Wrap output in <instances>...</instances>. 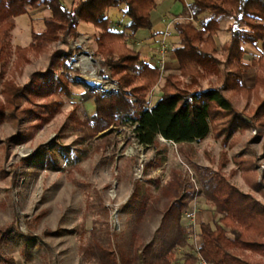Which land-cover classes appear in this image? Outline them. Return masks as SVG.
Returning <instances> with one entry per match:
<instances>
[{
	"label": "trees",
	"instance_id": "trees-1",
	"mask_svg": "<svg viewBox=\"0 0 264 264\" xmlns=\"http://www.w3.org/2000/svg\"><path fill=\"white\" fill-rule=\"evenodd\" d=\"M158 1L78 0L69 8L63 0H0V78L12 53L15 52L16 67H20L30 60L31 55L45 53L59 39L66 40L68 35L77 37V26L83 21L100 30L95 38L94 54L102 56L104 65L112 69L113 77L127 90L126 94L136 97L129 100L120 94L102 95L85 88L81 99L83 102L93 99L94 113L91 118L80 121L75 112L77 105L72 111L78 120L77 131L84 141L93 142L104 133L98 142L110 146L114 141L108 129H120L129 124L134 126L131 138L135 137L144 146H156L162 143L161 138L176 143L177 152L187 164L193 162V143L211 132L215 138L222 137L226 144L234 142L235 132L248 129L253 117L264 126V0H191L176 15L174 23L179 44L172 53L179 64L178 71L165 76L157 64L146 60L142 52L128 42L138 30L153 29L152 12ZM122 4L126 9L121 11L129 17V22H124L125 30L118 31L111 28L114 21L106 11ZM29 5L46 6L51 15L42 31H31V42L27 46L17 45L13 51L11 34L16 27V18L27 14ZM223 19H231L227 27L231 38L219 49L216 36ZM246 45L259 48V56L253 58L251 64L244 61ZM251 66L256 67L253 87L244 83L246 70ZM63 67L71 71L66 62ZM215 77L221 81L220 85L201 88L203 81L211 83ZM43 79L39 92L57 98L55 102L46 103L44 110H39V114L46 118L48 112L53 115L64 102L62 96L71 97L73 91L69 87L70 74L60 75L55 80L46 75ZM161 79L164 83L159 87V98L151 108L142 106ZM2 89L8 103L15 108L18 95L24 89L15 87L8 78L2 81ZM225 89L245 99H256L254 116L248 118L239 112L224 94ZM163 145L167 149V145ZM235 160L245 182L252 190L264 195V182L259 180L255 163ZM226 163L223 152L217 170L195 165V182L173 168L170 178L160 185L159 195L144 190L140 179H136L132 194L136 199L141 197L137 208L140 215L149 210L162 213L161 198L169 201L162 216L164 231L160 251L152 255L154 243L138 239L135 251L127 253L123 247H111L96 236L85 250L87 258L93 259L94 264H174V250L187 247L190 250L184 254L181 264H198V254L207 264H264V203L253 193L243 192L227 180L221 172ZM236 172L237 169L231 171L232 174ZM196 194L203 196L214 210L211 221L199 223L198 249L189 242L193 229L182 222V214L191 208ZM173 210L176 215L171 232L167 223ZM9 229L0 227V239ZM23 239L27 242L30 235H23ZM24 249L27 250V243ZM0 264L17 263L14 258L2 260L0 257Z\"/></svg>",
	"mask_w": 264,
	"mask_h": 264
},
{
	"label": "rangeland",
	"instance_id": "rangeland-1",
	"mask_svg": "<svg viewBox=\"0 0 264 264\" xmlns=\"http://www.w3.org/2000/svg\"><path fill=\"white\" fill-rule=\"evenodd\" d=\"M72 8L78 0H63ZM121 9L126 5L112 7L106 11L113 20L111 28L125 30L124 22L129 17ZM46 6H28V13L16 18V27L11 34V50L17 45L27 46L31 42V31H42L45 21L50 17ZM175 14L167 13L164 22L156 25L158 31H163L176 22ZM172 21V24H169ZM231 19L221 21L220 32L217 33L218 48L230 38L226 27ZM77 37L68 35L52 43L45 53L31 55L30 60L22 66L15 65V52L6 61L0 78V227H10L8 233L0 239V257L14 258L17 264H94L88 259L86 248L92 244L94 237H101L114 247L121 246L127 253H132L139 239L144 243H154L153 254L162 247L161 236L162 216L167 210L169 201L161 198L159 202L162 213L149 210L140 215V198L133 197L136 179H140L144 190L159 195L160 185L171 175L173 168L182 171L196 181L195 165L208 166L212 170L219 169V160L225 152L227 163L221 169L227 180L238 189L254 193L242 177V170L235 159L252 161L256 165L259 180L264 182V126L260 125L254 116L256 99H245L240 94L224 90L235 108L253 117L250 127L242 132H235L234 142L224 144L222 137L215 138L211 132L200 141H195L193 164L182 160L176 150V143L160 139L162 143L156 146H144L135 137L131 138L134 128L126 125L120 129H108L113 144L110 146L98 142L104 135L100 133L93 142L84 141L77 131L76 114L80 121L91 118L95 111L93 99L83 102L81 94L85 88L102 95L120 94L129 100H135L133 95H127V90L113 77L112 69L104 65L102 56L94 54L95 38L99 31L91 23L80 21L77 26ZM160 33V32H159ZM158 34V33H156ZM156 40V41H155ZM146 46L148 51L158 54L159 36ZM179 44L178 33L174 28L173 37L169 40L168 53ZM136 48V43L129 42ZM78 46L81 49L78 50ZM247 47V46H246ZM260 47V44H259ZM96 58L93 61L89 54ZM146 50V49H145ZM259 48L247 47L244 61L251 64L252 59L259 56ZM145 51H143L144 53ZM71 54L68 58L67 55ZM89 60L95 68V78L104 87L91 89L81 80L83 75L91 74V68L83 69V63ZM171 61H174L171 57ZM167 61V58H166ZM67 63L71 71L63 67ZM173 65L161 72L162 76L176 73ZM70 74L69 87L73 91L71 97L63 95V101L56 111L46 114L43 118L39 110L45 109L46 103L57 100L46 97L39 92L47 75L55 80L60 75ZM8 78L15 87L23 88L18 95L15 108L11 106L6 93L2 89V81ZM64 79V78H63ZM214 82L203 81L202 89L220 85L218 78ZM256 67L246 70L244 83L250 87L255 85ZM73 81V82H71ZM153 88L146 102L152 104L160 96L159 87ZM115 90H112L114 89ZM108 90V91H107ZM264 96V93H262ZM167 145V149L163 144ZM237 169L236 173H231ZM158 179V180H157ZM198 213L206 212L213 215V208L203 196L195 195L191 208L182 214V222L190 225L187 215L192 209ZM175 212H171L167 223L169 230L174 229ZM17 221V223L15 222ZM16 223V224H15ZM15 226V228H13ZM17 227V228H16ZM197 231V228H196ZM198 232V231H197ZM30 235L26 242L23 235ZM193 247V235L189 238ZM27 243V250L24 249ZM190 248H176L173 263L181 264L184 254Z\"/></svg>",
	"mask_w": 264,
	"mask_h": 264
},
{
	"label": "crops",
	"instance_id": "crops-1",
	"mask_svg": "<svg viewBox=\"0 0 264 264\" xmlns=\"http://www.w3.org/2000/svg\"><path fill=\"white\" fill-rule=\"evenodd\" d=\"M190 2H191V0H159L156 9L152 12V21H153V24H154L153 29L152 30H146V29L138 30L134 35L129 37L128 42H130V41L133 42L134 41L136 43V45H135L136 48L142 52V56L146 60L157 64L158 63V59H157L158 55L154 53L153 49L151 51H148L147 48H146V46L149 45L150 42H152L151 40H155L158 36H159V39H160L162 32L166 29V26H165L163 31H161V30L158 31L156 29V25L161 24V23H165L164 22V18H165L167 13L169 14V12L175 14V16L179 15L181 13V11L183 10V7L185 5H188ZM227 27H228V25H227ZM227 27H226V30H227L226 32L229 33L230 38H231V34L228 31ZM127 32L131 33V31H127ZM156 33H158V34H156ZM230 38L227 41H229ZM227 41H225V42H227ZM246 46L247 47L248 46L249 47H254V46H251V45H246ZM143 51H145V52L143 53ZM90 55L92 56V52L90 53ZM92 57L96 60V58L94 56H92ZM170 57L172 59H174V61H171L169 59ZM170 57H169V53H167V61H166V66L165 67H167V69H168L170 67V65H173V63L175 62V66L174 67L178 68L179 64H178V62L176 60V56L172 53V56H170ZM241 191H243V190H241ZM243 192H249V191H243ZM258 195H259V198L256 195L255 196L260 201H262L264 203V195L261 194L260 192H258ZM198 216H199V219H198L197 231L200 229L198 227H199V223L202 220H204L206 222H209V221H211L213 219V215L210 216L206 212H204V213L199 212ZM177 248H182V247H177ZM198 264H202V262L200 261V262H198Z\"/></svg>",
	"mask_w": 264,
	"mask_h": 264
},
{
	"label": "built area",
	"instance_id": "built-area-1",
	"mask_svg": "<svg viewBox=\"0 0 264 264\" xmlns=\"http://www.w3.org/2000/svg\"><path fill=\"white\" fill-rule=\"evenodd\" d=\"M169 24H172V21H170ZM174 34V25L172 24V26L170 27V25H168L166 27V29L163 31L161 38L159 40V49H158V63L157 65L161 68L162 72L165 70V66H166V58H167V53H168V48H169V40L171 39V37ZM112 90H115L112 89ZM108 91V90H107ZM147 108H151L152 107V102L151 100L145 104ZM164 139V138H163ZM190 217V227L193 229V238L195 240V247L196 249H198V234L196 231V228L198 226V221L196 219L197 217V209L194 208L192 210H190L187 214ZM198 258H199V262L201 261L202 264H207L203 258L201 257L200 254H198Z\"/></svg>",
	"mask_w": 264,
	"mask_h": 264
},
{
	"label": "bare ground",
	"instance_id": "bare-ground-1",
	"mask_svg": "<svg viewBox=\"0 0 264 264\" xmlns=\"http://www.w3.org/2000/svg\"><path fill=\"white\" fill-rule=\"evenodd\" d=\"M82 53H86V54L90 55V53L88 51H83ZM90 57H91V59L93 61H96L91 55H90ZM87 60L88 61H85V63H83V67H84L83 69L85 70L87 68H91L92 73L91 74H87V75H83L81 77V80L83 82H85L86 85H88L90 87L92 86L93 88H95V87H104L103 83L95 78V75H94L95 68L91 67V63L92 62H90L89 57H88Z\"/></svg>",
	"mask_w": 264,
	"mask_h": 264
},
{
	"label": "water",
	"instance_id": "water-1",
	"mask_svg": "<svg viewBox=\"0 0 264 264\" xmlns=\"http://www.w3.org/2000/svg\"><path fill=\"white\" fill-rule=\"evenodd\" d=\"M88 87H90V86H88ZM91 89H94L92 86L90 87Z\"/></svg>",
	"mask_w": 264,
	"mask_h": 264
}]
</instances>
